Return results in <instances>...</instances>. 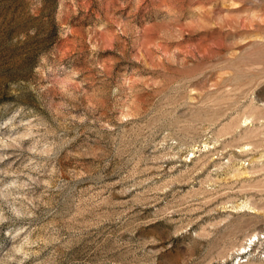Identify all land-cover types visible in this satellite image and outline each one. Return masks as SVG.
<instances>
[{
  "label": "rangeland",
  "instance_id": "1",
  "mask_svg": "<svg viewBox=\"0 0 264 264\" xmlns=\"http://www.w3.org/2000/svg\"><path fill=\"white\" fill-rule=\"evenodd\" d=\"M0 264H264V0H0Z\"/></svg>",
  "mask_w": 264,
  "mask_h": 264
}]
</instances>
